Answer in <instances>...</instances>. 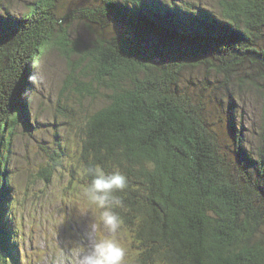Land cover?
<instances>
[{"label": "trees", "instance_id": "1", "mask_svg": "<svg viewBox=\"0 0 264 264\" xmlns=\"http://www.w3.org/2000/svg\"><path fill=\"white\" fill-rule=\"evenodd\" d=\"M101 1L83 8L92 16L111 15L131 28L137 43L154 46L144 52L114 41L121 36L110 32L111 41L96 37L80 48L55 21L58 0H33L14 20L1 14L8 0H0V264H19L20 242V227L5 207L12 181L4 151L18 124L29 121L33 63L69 46L84 58L76 68L92 73L89 81L77 79L79 93L106 91L108 103L81 129V159L85 169L116 167L127 176V188L115 195L123 202L116 210L127 240L117 236L132 240L131 263L137 253L138 264H264V147L255 179L242 133L239 159L223 157L206 117L208 99L177 88L180 72L199 63L223 83L258 61L264 78V0H216L219 12L191 0ZM203 83L212 93L224 91L221 84L211 87L208 77ZM227 94L228 116L236 100L233 90ZM230 126L236 127L232 119Z\"/></svg>", "mask_w": 264, "mask_h": 264}, {"label": "rangeland", "instance_id": "2", "mask_svg": "<svg viewBox=\"0 0 264 264\" xmlns=\"http://www.w3.org/2000/svg\"><path fill=\"white\" fill-rule=\"evenodd\" d=\"M31 1L8 0L7 10L1 14L7 20L17 19L29 10ZM191 1L219 12L216 0ZM101 3V0H58L55 21L62 27L67 26L70 43L82 48L91 45L96 37L111 41L112 32L116 37L121 36L114 41L126 40L128 45L139 46L144 52L154 46L152 42L137 43L131 28L111 15L108 19L99 13L92 16L83 8L87 4ZM76 62L82 64L84 58L79 50L69 46L66 51L52 48L33 63L27 105L29 121L22 120L18 124L10 151H4V155L8 154L7 178L12 181V185H8L5 207L7 215L9 213L7 217H13V213L15 224L20 227L17 237L20 242L16 246L19 264H77L79 252L90 240L94 217L87 211L84 195L88 181L81 159V129L91 114L108 103V99L103 88L96 97L79 93L77 79L89 81L92 73L83 74L80 67L76 68ZM260 63L256 61L244 68L245 73L238 71L231 76L233 79L223 83L216 80L219 78L214 73L202 68L204 63L185 67L177 78V88L181 91L208 99L206 117L210 127L217 131L216 140L223 157L238 156L237 138L243 135L247 152L253 158L245 157L246 163L253 170L255 179H258L257 154L260 147H264L263 93L259 90L264 88V78ZM205 77L211 81V87L221 84V89L226 92L207 90L210 85L203 83ZM231 90L236 102L230 110L233 114L227 116L225 102L230 101L227 93ZM230 119L234 120L235 128L230 126ZM25 124L34 129L28 131ZM0 166L3 168L4 162ZM98 229L103 234L99 225V234ZM118 234L127 240L121 231ZM119 240L124 246L128 245L129 252L132 240ZM137 256L136 253L131 264H138L134 261ZM7 264L13 263L8 261Z\"/></svg>", "mask_w": 264, "mask_h": 264}, {"label": "clouds", "instance_id": "3", "mask_svg": "<svg viewBox=\"0 0 264 264\" xmlns=\"http://www.w3.org/2000/svg\"><path fill=\"white\" fill-rule=\"evenodd\" d=\"M148 166L152 167L151 162ZM85 174L91 177L84 195L94 221L89 243L79 252L77 264H131L128 250L117 236L124 220L116 210L123 207V202L115 194L127 188L126 174L119 168L107 171L100 165L87 168ZM98 225L103 234L97 233Z\"/></svg>", "mask_w": 264, "mask_h": 264}, {"label": "bare ground", "instance_id": "4", "mask_svg": "<svg viewBox=\"0 0 264 264\" xmlns=\"http://www.w3.org/2000/svg\"><path fill=\"white\" fill-rule=\"evenodd\" d=\"M98 232L101 233L99 229H98Z\"/></svg>", "mask_w": 264, "mask_h": 264}]
</instances>
